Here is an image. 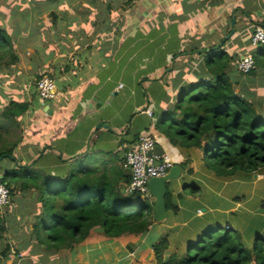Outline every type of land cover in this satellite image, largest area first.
<instances>
[{
  "label": "crops",
  "instance_id": "obj_1",
  "mask_svg": "<svg viewBox=\"0 0 264 264\" xmlns=\"http://www.w3.org/2000/svg\"><path fill=\"white\" fill-rule=\"evenodd\" d=\"M134 1L125 11L120 9L122 1L118 4L114 0H96L100 5L97 10L91 8V1L87 3L90 7L85 4L89 8L81 9L80 24L71 25L73 21H69L65 25L66 33L51 30L55 35L49 39L45 29L44 46L36 61L42 74L55 80L56 99L48 103L39 101L33 108L14 156L22 165H33L32 170L47 172L51 178L98 165L116 166L124 173L125 154L137 137L150 132L156 148L182 169L181 177L171 181L169 188L176 197H183L176 199V203L179 213L190 214L186 222L200 205L202 191L209 189L207 176L199 173L195 160L187 168L182 166L185 157L156 132V118L181 99V90L202 63L203 52L209 53L216 47L226 52L232 59L231 78L236 82L244 75L237 72V64L255 52L250 49L251 38L256 26H264V15H260L264 0ZM249 81L263 83L258 86V94H264V71H257ZM146 109L153 110V117L144 112ZM194 185L198 189L191 194ZM234 189L221 192L225 201ZM7 208L1 210L5 218L11 212ZM6 219L9 231L5 235H10V242L4 236L0 239V264H106L104 260L110 259V252L102 247L122 246L133 239L141 241L143 264L147 256L146 238L142 237H124L114 242L92 237L73 251L46 249L44 254L34 253L42 247H37L29 237L23 238L17 229L11 230L13 222ZM159 229L156 233L160 236ZM13 243L21 261L6 252L7 246L13 248ZM151 256L152 252L148 262Z\"/></svg>",
  "mask_w": 264,
  "mask_h": 264
},
{
  "label": "trees",
  "instance_id": "obj_2",
  "mask_svg": "<svg viewBox=\"0 0 264 264\" xmlns=\"http://www.w3.org/2000/svg\"><path fill=\"white\" fill-rule=\"evenodd\" d=\"M120 1L130 4L127 0H114L118 4ZM97 5L92 2L91 8L97 10ZM50 16L55 24L58 17L54 13ZM10 32L0 26V67L5 69L21 60L15 48L14 38L18 33ZM210 51L202 53V63L191 75L192 80L182 88L181 99L156 118L154 128L185 157L184 168L195 160L199 173L207 176L213 192L226 191L222 190L223 183L231 187L243 185L250 197L253 187L264 189L262 101L256 97L250 100L235 92L236 82L230 76L232 59L220 49ZM256 53L252 54L256 67L247 74L249 76L264 71V52ZM33 61L40 79L45 74L36 58ZM5 99L0 107V164L9 161L14 168L0 167V182L6 184L11 197L20 192L30 198L31 209L25 208L21 201L18 203L24 207L19 209L20 221L25 225L21 229L23 238L29 237L37 247H45L49 252L73 251L92 237L108 242L142 237L147 243L144 264H151L148 262L151 252L154 264H264V224L226 219L236 217L239 210L230 214L232 204L223 198L212 194L211 205L199 201L193 217L184 222L182 229L170 228L159 236L157 230L152 229L162 224L154 220V199H142L138 193L127 194L123 183L128 184L130 178L122 169L98 165L51 178L47 172L32 170L33 165H22L14 152L23 139L24 120L41 99L38 95H34L32 102L7 96ZM137 139L139 137L135 141ZM190 171L192 174L193 170ZM256 174L262 179L255 180ZM170 183L167 184L166 209L169 215L178 216L176 199L183 197L175 196ZM195 189L197 185L191 187V194ZM231 197L230 200L238 202L248 200L238 194ZM222 203L228 206L223 207ZM202 209L207 210L199 218L196 213ZM6 218L0 210V239L9 231ZM175 233L177 236L173 238ZM23 244L26 247L24 241ZM6 252H11L9 246Z\"/></svg>",
  "mask_w": 264,
  "mask_h": 264
},
{
  "label": "rangeland",
  "instance_id": "obj_3",
  "mask_svg": "<svg viewBox=\"0 0 264 264\" xmlns=\"http://www.w3.org/2000/svg\"><path fill=\"white\" fill-rule=\"evenodd\" d=\"M91 1L96 2V0H0V26H3L10 34V31L18 33V36L14 38L16 44L15 48L16 52L21 57V60L16 65L11 66L10 69H5L2 66L0 67V107H2L1 102L6 100L5 96L11 99L15 98L16 100L21 102L33 101L34 95H37L36 82L39 80L37 74H40L39 71L33 68V60L34 58H37L39 55H41L39 49H42L44 46V39L46 38L44 35L45 29H47V38L49 37V39L55 35L54 31L51 30L56 29V31L60 30L62 33H66L65 25L67 23H70L69 21H73L70 23L71 25H73V23L80 24L79 20L81 18V15H83V13H81V9H85L86 7H88L89 5L87 3ZM100 1L105 2V0ZM127 1H129L130 4L125 5L124 3H121L120 9L122 11L128 9L135 2L133 0ZM85 4H87L88 6ZM260 11V15L263 16L264 8L260 9ZM51 13H54L58 17V20L55 24H53V20L50 16ZM6 14H8V17ZM35 31L37 32L35 33ZM212 49L216 51L219 50L217 47ZM250 49L255 50L254 53L260 50L264 52V47L256 49L250 46ZM257 54L258 53H256V55ZM250 57H252V55ZM250 79L251 76L249 75H241L240 78L236 81L234 90L235 92L242 93V95L246 97L248 96L250 100H253V98L256 97L258 101H262V112L264 113V97H262L264 96V94L261 96L258 94V89L260 88L258 86L263 83L257 82L255 84L252 81L250 82ZM254 92L257 94V96H259V98H257ZM24 121H29V119H25ZM26 127L27 126L24 124L23 134H25V131L28 128ZM26 151L30 152L29 150ZM26 151H24V153H26ZM11 163L12 162L9 161L2 162L0 164V167L13 169L14 165L13 163ZM261 179L262 177L257 175V178L255 180ZM223 184L224 186L222 187V190L235 188L234 190H232V194L228 197L229 200L227 201L229 204H232V212L230 214H235V211L239 210V212L236 213L237 215H235L236 217H229L226 219L237 221L240 223L244 222L264 224V189L259 190L257 187H253L252 195L248 197L249 190L244 188L243 185H240L241 189L239 190L240 186L231 187L227 185L228 183ZM207 186L210 190L205 189V192L202 191V194L200 196V199L204 204H212V194L217 196L218 198H223L222 195L224 194H218L211 190L212 186L209 181L207 182ZM226 186H228V188H226ZM10 188H12V186H10ZM234 194H238V196H244L243 198L248 200L244 202L230 200L232 199L231 196H233ZM27 196L28 195L25 196V194H21L20 192L16 193L14 198L13 196H10V203L6 206H9V208H7L6 210L11 209V212L8 213V218L13 222L11 230L17 229L18 234H21V232L23 234V231L21 229L22 223L20 222L21 218L19 209H23L24 207L27 209H31L30 198ZM225 197L227 198V196ZM17 198L19 200H17L18 202L15 203V200ZM254 199H256V201ZM19 201H21L24 207L18 205ZM192 202L194 203L195 201ZM186 203H188L189 205L191 201H188ZM198 211L196 214L199 216V218H201L204 212H202L201 210L202 214L200 215ZM16 212L18 213L16 214ZM189 215L190 214H187L186 212H181L178 216L168 215V220L165 223L158 225V227H156L155 229L158 230V228H161L159 230L163 233L167 232V230L170 228L180 229L185 225L184 221L187 220V216ZM15 217H17V219L13 221ZM176 234L177 233L173 234L172 237L174 238L175 236H177ZM9 238L10 235H4L3 239H5L7 242H10ZM140 243L141 241L139 239H133L127 241L122 246H119V244H117L106 245V247H102V250L108 248V251L110 252V255H108L110 259H108L107 261L104 260V263L143 264L141 262L143 249L140 247ZM11 245L13 246V249H15L14 243ZM5 247L6 245L3 244V248ZM45 252L47 251L44 247L35 249L34 251V253L38 254H44ZM149 261L152 264L155 263L153 256L150 257Z\"/></svg>",
  "mask_w": 264,
  "mask_h": 264
},
{
  "label": "built area",
  "instance_id": "obj_4",
  "mask_svg": "<svg viewBox=\"0 0 264 264\" xmlns=\"http://www.w3.org/2000/svg\"><path fill=\"white\" fill-rule=\"evenodd\" d=\"M251 46L259 49L264 47V26L258 25L254 28L251 38ZM255 68V61L252 57L246 56L239 60L237 64V72L239 74H248ZM120 89L123 85L119 86ZM36 92L43 102H52L56 99L57 86L55 80L50 76H43L36 82ZM143 111V110H142ZM149 117H153V110H144ZM156 148V142L150 132H143L138 141L125 154L122 162L124 170H130V180L125 184L124 189L127 194L138 193L142 199H151L149 191V182L153 178H162L166 176L174 167L172 161L165 155L158 156L149 152H153ZM159 163V164H157ZM10 203V193L6 184L0 182V210ZM199 214L202 212L199 210ZM11 253L17 256L18 261L22 260V256L16 249H11Z\"/></svg>",
  "mask_w": 264,
  "mask_h": 264
},
{
  "label": "water",
  "instance_id": "obj_5",
  "mask_svg": "<svg viewBox=\"0 0 264 264\" xmlns=\"http://www.w3.org/2000/svg\"><path fill=\"white\" fill-rule=\"evenodd\" d=\"M235 19L232 20V28L234 27ZM231 34H234V29L231 30ZM229 36L226 38L228 39ZM221 46H219L220 48ZM160 151L158 154L157 151ZM156 154L158 156H163L162 150L157 147L153 152H149L148 156H151L152 154ZM159 164V163H157ZM182 169L179 166H174L169 173L162 177V178H153L149 182V191L151 196L154 198L155 204H154V220L157 223H163L167 219V209H166V203H165V197L167 194V184L171 181L177 180L181 177ZM124 175L127 177H130L131 171L125 170ZM257 178V175H254V179ZM203 211H206V209H203Z\"/></svg>",
  "mask_w": 264,
  "mask_h": 264
},
{
  "label": "clouds",
  "instance_id": "obj_6",
  "mask_svg": "<svg viewBox=\"0 0 264 264\" xmlns=\"http://www.w3.org/2000/svg\"><path fill=\"white\" fill-rule=\"evenodd\" d=\"M38 95V94H37ZM42 101V100H41ZM43 102V101H42ZM44 103H47V102H44ZM130 178V177H129ZM152 197V196H151ZM152 199H154L153 197L151 198V199H149V200H152ZM154 203H155V201H154Z\"/></svg>",
  "mask_w": 264,
  "mask_h": 264
}]
</instances>
